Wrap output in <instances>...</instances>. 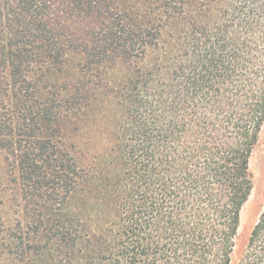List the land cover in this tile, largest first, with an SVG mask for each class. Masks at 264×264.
<instances>
[{"label": "trees", "instance_id": "16d2710c", "mask_svg": "<svg viewBox=\"0 0 264 264\" xmlns=\"http://www.w3.org/2000/svg\"><path fill=\"white\" fill-rule=\"evenodd\" d=\"M264 0H0V264H264Z\"/></svg>", "mask_w": 264, "mask_h": 264}, {"label": "rangeland", "instance_id": "374dc122", "mask_svg": "<svg viewBox=\"0 0 264 264\" xmlns=\"http://www.w3.org/2000/svg\"><path fill=\"white\" fill-rule=\"evenodd\" d=\"M250 167L254 173V182L256 185V189L242 212L243 225L241 231L243 233V236L247 233L248 230V226L246 224L250 222L249 221L250 209L254 201L257 200L258 197L257 192L260 191L261 193H264V129L261 135V140L257 145V147L255 148V151L251 158Z\"/></svg>", "mask_w": 264, "mask_h": 264}]
</instances>
